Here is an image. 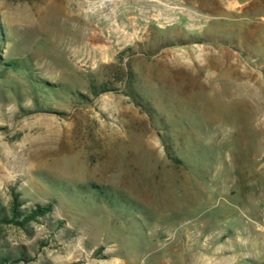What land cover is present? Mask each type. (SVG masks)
Segmentation results:
<instances>
[{"label": "rangeland", "instance_id": "obj_1", "mask_svg": "<svg viewBox=\"0 0 264 264\" xmlns=\"http://www.w3.org/2000/svg\"><path fill=\"white\" fill-rule=\"evenodd\" d=\"M147 4L117 49L0 0V204L52 206L0 226L18 264H264V0Z\"/></svg>", "mask_w": 264, "mask_h": 264}, {"label": "built area", "instance_id": "obj_2", "mask_svg": "<svg viewBox=\"0 0 264 264\" xmlns=\"http://www.w3.org/2000/svg\"><path fill=\"white\" fill-rule=\"evenodd\" d=\"M71 9L76 10L90 18L92 30L90 35L117 49L129 46L132 42L141 39L150 22L171 20L170 6H165L168 14H162L152 6L144 11L140 18V9L133 13L124 14L123 9L117 5L119 0H65ZM137 10V11H136ZM136 12V14H134ZM95 35V36H94ZM96 40L89 39L88 42Z\"/></svg>", "mask_w": 264, "mask_h": 264}, {"label": "trees", "instance_id": "obj_3", "mask_svg": "<svg viewBox=\"0 0 264 264\" xmlns=\"http://www.w3.org/2000/svg\"><path fill=\"white\" fill-rule=\"evenodd\" d=\"M0 33V44L2 41ZM0 61H2L0 57ZM52 210V206L48 205H35L28 211L21 210V203L19 196L12 193L11 200L8 208H4L0 204V226L10 225L16 228L23 229L29 223L37 221L38 217H44ZM20 261L27 262L28 258H24L23 254L18 257L11 254H4L0 248V264H18Z\"/></svg>", "mask_w": 264, "mask_h": 264}, {"label": "crops", "instance_id": "obj_4", "mask_svg": "<svg viewBox=\"0 0 264 264\" xmlns=\"http://www.w3.org/2000/svg\"><path fill=\"white\" fill-rule=\"evenodd\" d=\"M150 0H119L117 2V5H119V7H121L123 9V13L124 14H129V13H133V11L136 9V7L140 6L141 3H148ZM146 3V6L148 7V4ZM81 16L88 22V27L85 31V38L86 41H88L90 38L93 40L98 41V37H93L90 35V31L92 30V23L90 21V18L86 17L85 15L81 14ZM153 24V22L149 23L147 25V28H150V25ZM153 26V25H152ZM95 36V35H94Z\"/></svg>", "mask_w": 264, "mask_h": 264}]
</instances>
